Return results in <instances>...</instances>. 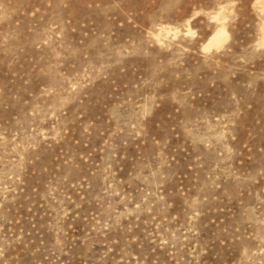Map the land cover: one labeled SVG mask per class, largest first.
I'll list each match as a JSON object with an SVG mask.
<instances>
[{
  "label": "rangeland",
  "instance_id": "rangeland-1",
  "mask_svg": "<svg viewBox=\"0 0 264 264\" xmlns=\"http://www.w3.org/2000/svg\"><path fill=\"white\" fill-rule=\"evenodd\" d=\"M0 264H264V0H0Z\"/></svg>",
  "mask_w": 264,
  "mask_h": 264
}]
</instances>
